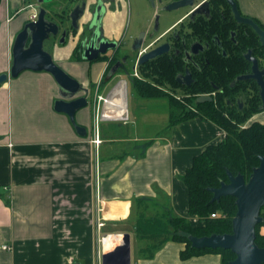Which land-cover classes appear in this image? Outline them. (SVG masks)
<instances>
[{
	"label": "crops",
	"instance_id": "obj_1",
	"mask_svg": "<svg viewBox=\"0 0 264 264\" xmlns=\"http://www.w3.org/2000/svg\"><path fill=\"white\" fill-rule=\"evenodd\" d=\"M243 1L263 18L262 0ZM2 3L0 74L10 68L11 45L30 18L18 14L21 0ZM72 48L71 42L55 47L52 59L94 91L93 104L74 116L87 129L86 137H79L70 119L54 110L61 97L52 75L25 70L0 86V264H101L102 254L124 234L137 249L131 264H222L220 254L210 251L181 259L185 246L177 241L165 243L152 258H141L134 201L147 198L197 224L187 214L182 176L195 156L225 138V131L201 117L168 128V116L164 131L146 135L136 129V121L153 114L133 115L130 123L127 102L126 122H99L97 149L90 139L105 64L72 59ZM250 120L264 124V110ZM259 229L264 235V225ZM106 240H116L115 247L103 250Z\"/></svg>",
	"mask_w": 264,
	"mask_h": 264
},
{
	"label": "flooded vegetation",
	"instance_id": "obj_2",
	"mask_svg": "<svg viewBox=\"0 0 264 264\" xmlns=\"http://www.w3.org/2000/svg\"><path fill=\"white\" fill-rule=\"evenodd\" d=\"M21 1L24 5L18 14L36 16L27 19L21 29L38 18L43 6L46 20L58 26L59 34L43 43L49 54L68 42L73 45L71 55L75 60L105 50L98 59L88 62L105 64L99 85L118 78L127 80V87L134 78L157 79L158 73L166 70L174 76L176 86L158 85L155 80L151 83L178 100L194 99L199 104V97H207L211 101L203 103H212L218 109V97L224 95L227 86L236 98L228 99V109L242 111L247 97L255 95L262 105L259 83L254 78H238L264 71V0L259 8L263 18L253 14L243 0H50L47 4ZM173 15L177 19L162 27ZM156 50L161 53L141 62ZM86 89L89 102L92 88ZM190 110L197 112L194 105ZM223 115L229 118L226 113Z\"/></svg>",
	"mask_w": 264,
	"mask_h": 264
},
{
	"label": "trees",
	"instance_id": "obj_3",
	"mask_svg": "<svg viewBox=\"0 0 264 264\" xmlns=\"http://www.w3.org/2000/svg\"><path fill=\"white\" fill-rule=\"evenodd\" d=\"M154 80L158 85L176 86L174 76L164 70L158 73L157 79L134 78L132 81L134 94L136 98L142 100L165 101L169 116L168 128L185 120L201 117L222 128L226 136L195 156L191 166L182 176V182L187 188V214L195 217L197 224H192L187 218L176 216L171 209L147 198L134 201L136 208L134 234L138 241V254L144 259L152 258L165 243L177 241L185 246L180 253L181 259L210 251L220 254L222 264H230L235 255L229 250H196L190 246L188 238L232 233L231 223L236 213L234 198L223 197L212 203L210 202L212 194L208 189L217 188L221 181L227 183L226 171L233 175L240 174L247 180L252 169L259 165L260 155L264 156V124L251 122L242 127L248 118L261 111L259 97L256 95L247 97L246 105L240 112L228 109L226 107L228 99L233 101L236 98L232 96L233 89L226 86L224 95L218 97V109H215L212 103L196 104L194 99L187 98L184 101L178 100L153 85L151 81ZM193 105L197 112L190 110V106ZM263 211L264 207L259 214L263 217L262 223L255 226V244L260 248L264 247V235L259 234V228L264 225ZM211 214L216 217L212 218Z\"/></svg>",
	"mask_w": 264,
	"mask_h": 264
},
{
	"label": "water",
	"instance_id": "obj_4",
	"mask_svg": "<svg viewBox=\"0 0 264 264\" xmlns=\"http://www.w3.org/2000/svg\"><path fill=\"white\" fill-rule=\"evenodd\" d=\"M40 4H47L50 0H36ZM1 4V3H0ZM181 5H185L182 3ZM46 9L41 7L38 18L34 22L26 23L15 37L11 51V66L7 73L0 74V86L10 78H17L21 72L28 70L32 72L42 71L52 75L58 89L59 99L54 101V110L64 114L70 119L75 133L81 138L86 137L88 132L84 126L76 124L75 114L89 105L87 101L88 90L80 85L69 74L65 73L52 59V55L44 50L43 43L50 37L59 34L58 26L46 20ZM256 26V25H255ZM257 31H260L256 26ZM261 38L264 35L261 33ZM105 50H97L93 55H84L83 60L92 62L98 59V55ZM161 52L154 51L144 56L141 62L153 59ZM264 76L263 72L254 73L253 76H242L238 80L254 78L260 86V97L262 100L261 110H264ZM119 82V81H118ZM117 82V83H118ZM124 84L127 80L122 81ZM178 83H182L177 78ZM83 92L84 94L78 97ZM207 97H199L197 103L209 102ZM227 172L228 182H220L217 188H209L212 194L210 202H217L223 197H233L236 205V213L231 223V234H218L204 237L189 236L190 246L196 250H229L235 255L230 264H263L264 247L260 248L255 244V226L261 224L263 217L260 211L264 207V156L259 157V165L252 169V173L247 180L244 176L233 175ZM101 264H131L130 236L122 235L116 247L107 253H103Z\"/></svg>",
	"mask_w": 264,
	"mask_h": 264
},
{
	"label": "rangeland",
	"instance_id": "obj_5",
	"mask_svg": "<svg viewBox=\"0 0 264 264\" xmlns=\"http://www.w3.org/2000/svg\"><path fill=\"white\" fill-rule=\"evenodd\" d=\"M176 19L177 17L175 18L174 15L167 17V20L165 24L162 25V27L167 26V24L173 23ZM47 49L48 48H46V50ZM118 81H119L118 78H115L112 81H110V83H107L104 86L102 85L99 91V95L106 97L110 93V91L114 88V86L117 84ZM127 87H128L127 101H128V113H129L130 123L131 120H133V115L139 116L141 114L152 113L153 115H150V117H148L147 119L141 118L138 121H136V125H135L136 129H139L140 131L143 130L145 131L146 135H150V136H154L156 135V133H160L164 131V126L167 124V119H168L167 103L161 100L148 101V100L138 99L134 94V89L132 85L129 83ZM93 93L94 91L92 92V94ZM176 96L180 97V95H176ZM179 100L184 101L182 98H180ZM89 102L93 104L91 100ZM251 118L252 117L248 118L246 122L251 121L250 120ZM114 242L108 241L109 247L105 249L103 248V250L106 251L114 247L117 241L115 240ZM130 249L132 256H134L137 249L134 248L133 241L130 244Z\"/></svg>",
	"mask_w": 264,
	"mask_h": 264
},
{
	"label": "built area",
	"instance_id": "obj_6",
	"mask_svg": "<svg viewBox=\"0 0 264 264\" xmlns=\"http://www.w3.org/2000/svg\"><path fill=\"white\" fill-rule=\"evenodd\" d=\"M36 18L35 13L30 16V19ZM124 92V97H125V102H126V107H127V87L124 82L119 81L114 88L110 91V93L104 97L101 95H98L96 93L95 96V120H94V127H93V135L92 138L90 139V143L94 145L98 149V146L101 144V138H100V132L98 128V124L100 121H111V120H120L123 122H126L128 119L127 116V108H126V115H120L116 116L115 114L117 113V110H122V106L120 107L119 105L114 104L115 99H119V97H122V93ZM118 94V95H117ZM212 218H215L216 216L211 214L210 215ZM103 225L102 222L98 224V228H100ZM4 250H8L7 246H3Z\"/></svg>",
	"mask_w": 264,
	"mask_h": 264
},
{
	"label": "bare ground",
	"instance_id": "obj_7",
	"mask_svg": "<svg viewBox=\"0 0 264 264\" xmlns=\"http://www.w3.org/2000/svg\"><path fill=\"white\" fill-rule=\"evenodd\" d=\"M113 103H114V102H113ZM116 103L120 104V107L122 106V110H119V111L116 113V115H117V116H120V115L125 116V115H126V102H125L124 93L122 94V97H121V98L116 99L115 104H116ZM115 239H116L117 241L119 240L118 237H116ZM108 241L111 242V240H106L105 243H104V245H103V248H104V249L109 247V243H108ZM114 247H115V246H114ZM112 248H113V247H112ZM112 248H111V249H112ZM111 249H109V250H111Z\"/></svg>",
	"mask_w": 264,
	"mask_h": 264
}]
</instances>
